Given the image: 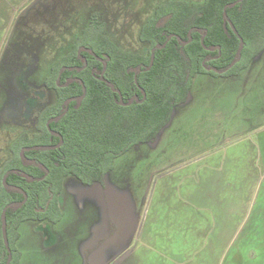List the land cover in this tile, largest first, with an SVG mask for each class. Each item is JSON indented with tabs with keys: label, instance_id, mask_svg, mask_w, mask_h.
<instances>
[{
	"label": "rangeland",
	"instance_id": "rangeland-1",
	"mask_svg": "<svg viewBox=\"0 0 264 264\" xmlns=\"http://www.w3.org/2000/svg\"><path fill=\"white\" fill-rule=\"evenodd\" d=\"M164 1L0 0V164L16 135L34 128L35 118L22 121L38 102L55 101L41 81L90 22L101 24L121 50L145 52L139 30ZM42 39L45 47H33ZM241 73L258 76L264 87V56ZM192 85L156 139L116 157L101 182L63 179L59 218L20 224L19 241L12 242L17 264L198 262L210 244L202 237L213 232L216 205L213 197L198 199L192 191L207 181L214 188L216 172L233 170L237 155L247 159L252 149L246 152L245 141L257 139L264 124V88L252 81L214 83L202 74ZM226 158L231 161L222 162ZM236 163L243 169L249 164Z\"/></svg>",
	"mask_w": 264,
	"mask_h": 264
},
{
	"label": "trees",
	"instance_id": "trees-1",
	"mask_svg": "<svg viewBox=\"0 0 264 264\" xmlns=\"http://www.w3.org/2000/svg\"><path fill=\"white\" fill-rule=\"evenodd\" d=\"M138 38L145 52L123 51L101 24L90 22L53 63L45 86L54 90L55 101L38 112L33 134L16 136L10 156L0 164V264L8 257L1 233L3 208L7 206L11 264H17L12 242L18 240L19 225L59 218L57 198L65 177L75 176L84 184L101 182L116 157L156 139L174 108L185 102L197 74H237L262 52L264 0H167L157 5ZM241 41L240 58L231 65ZM211 67L226 70L218 73ZM68 97L75 98L67 112L49 124L62 144L44 149L60 140L46 121L64 111ZM34 145L40 147L20 154ZM6 173L9 188L2 183ZM28 175L42 179L30 181ZM25 196L22 205L15 204Z\"/></svg>",
	"mask_w": 264,
	"mask_h": 264
},
{
	"label": "crops",
	"instance_id": "crops-1",
	"mask_svg": "<svg viewBox=\"0 0 264 264\" xmlns=\"http://www.w3.org/2000/svg\"><path fill=\"white\" fill-rule=\"evenodd\" d=\"M41 30L40 32H44L46 29L43 27ZM32 45L45 47L46 42L42 39ZM260 56H264V49L249 65L234 75L213 76L206 73L202 75L206 80L214 83L227 82V80L258 82L259 85L256 87L262 89L264 87L258 76L241 73L243 70H250L252 63ZM58 57L56 56V59ZM45 79L46 77L41 82L43 83ZM260 129L264 132V124ZM262 132L255 134L257 139L247 143L245 141L246 152H250L249 148L252 149L246 160L239 155L233 158L232 161H235L231 168L233 170H228L231 176L227 170L217 171L214 188L210 187L207 181L208 186L198 187L192 191L193 197L198 195V199L201 195L213 197L216 210L215 215H211L214 227L212 234L209 235L211 238L207 235L202 237L203 240L208 239L210 242L207 251L198 253V262L191 260L185 264H264V135ZM225 161L231 159L222 160ZM237 161L248 162V167L239 168ZM189 210L184 205L186 215H190ZM185 225L187 226L186 223Z\"/></svg>",
	"mask_w": 264,
	"mask_h": 264
},
{
	"label": "water",
	"instance_id": "water-1",
	"mask_svg": "<svg viewBox=\"0 0 264 264\" xmlns=\"http://www.w3.org/2000/svg\"><path fill=\"white\" fill-rule=\"evenodd\" d=\"M223 12H224V14H225V10H224ZM242 46H243V42L241 41V42H240V47H239V49H238L239 54H238V56L236 57V59L231 63V65H233L237 60H239V58H240V52H241ZM211 69L214 70V71H216V72H218V73H223V72L226 70V69L218 70L216 67H211ZM102 80H104V79L102 78ZM104 81H105V80H104ZM116 91H117L118 93H120L119 90H116ZM84 95H85V88H83V93L79 96V99H82V98L84 97ZM120 98H121V96H120ZM72 99H74V97L67 98V99L64 101V102H65V109H64V111H63L62 113H60L59 115H56V116H53V117L49 118V119L47 120V122H46V127L48 128V130H49L52 134L58 135V136L60 137V141H59L57 144H55V145H52V146H43L42 148H44V149L57 148V147H59V146L62 144V137L60 136L59 133H57V132L51 130L49 124H50L51 121L57 120L58 118H60L61 116H63V115L65 114V112H66L67 109H68V103H69V101H71ZM121 101H122V100H121ZM121 103H122V102H121ZM38 147H40V146H39V145H35V146H30V147H23V148L20 150V154L23 155V152H24L25 149L32 150V149H36V148H38ZM6 175H7V173L3 176V178H2V183H3V185H4L6 188H8L10 185H8V184L6 183V181H5V177H6ZM29 178H30V180H32V181H34V180H39V179L34 178V177H29ZM25 200H26V197L24 198L23 201H21V202H16V204L21 205L22 203H24ZM6 207H7V206H5V207L3 208V210H2V212H1V232H2V238H3L4 245H5V247H6L7 251H8V257H7V260H6V264H10V261H11V257H12V255H11V251H10V248H9V245H8V239H7L6 228H5V226H6V214H5V213H6Z\"/></svg>",
	"mask_w": 264,
	"mask_h": 264
},
{
	"label": "flooded vegetation",
	"instance_id": "flooded-vegetation-1",
	"mask_svg": "<svg viewBox=\"0 0 264 264\" xmlns=\"http://www.w3.org/2000/svg\"><path fill=\"white\" fill-rule=\"evenodd\" d=\"M60 44H61V43H60ZM144 45H145V44H144ZM70 47H71V46H70ZM70 47L66 48V50L70 49ZM144 48H146V47H144ZM78 50H80V47L78 48ZM142 52H143V51H142ZM58 58H59V57H58ZM58 58H57V59H58ZM46 78H47V76H46ZM45 81H46V79H45ZM45 81H44L43 83H41V84L43 85V88H44V90H45V92H46V91L48 90V88H46V86H45ZM103 81H104V80H103ZM105 82H106V80H105ZM50 90L54 91L53 89H50ZM54 94H55V93H54ZM19 97H20V96H19ZM22 97H25L24 94H22ZM54 97H55V96H54ZM25 98H26V97H25ZM68 98H70V97H68ZM74 98H75V97H74ZM77 98L79 99V96H78ZM26 99H27V98H26ZM65 100H66V99H65ZM72 100H73V99H72ZM72 100H71V101H72ZM79 100H81V99H79ZM51 102H52V101L48 102V104H50ZM69 102H70V101H69ZM120 102H122V101H121V98H120ZM39 103H40V104H39ZM42 103H43L42 101L38 102L37 105H39V106H36L37 108L34 109V111L32 112V115L30 116V119H29V120H28V119L23 120L22 122H29V121L32 119V117L35 118V120H36V117H37V115H38V112L44 107V106H42ZM121 104H124V103L122 102ZM46 105H47V103H46ZM64 109H65V108H64ZM67 110H68V109H67ZM66 112H67V111H66ZM66 112H65V113H66ZM55 116H56V115H55ZM50 118H51V117H50ZM35 120H34V121H35ZM47 120H48V119H47ZM46 122H47V121H46ZM47 129H48V128H47ZM35 130H36V129H35V125H34V128H32L31 131H27V130H23V131L27 132L28 134H33V133L35 132ZM23 131H21L20 133H22ZM49 132H50V131H49ZM20 133H18L16 136H18ZM50 133H51V132H50ZM57 133H58V132H57ZM54 135H55V134H54ZM57 136H58V135H57ZM15 138H16V137H15ZM15 138H14V139H15ZM59 138H60V137H59ZM14 139H13V141H14ZM59 141H60V140H59ZM9 146H10V145H9ZM34 146H35V145H34ZM49 146H52V145H49ZM28 147H30V146H28ZM38 148H39V147H38ZM28 150H29V149H28ZM9 156H10V153H9ZM9 156H8V157H9ZM8 157H7V158H8ZM7 158H6V159H7ZM6 159H5V160H6ZM5 160H4V161H5ZM2 163H3V162H2ZM29 177H33V176L28 175V178H29ZM34 178H36V177H34ZM29 179H30V178H29ZM37 179L40 180V179H42V177H41V178H37ZM30 181H32V180H30ZM34 181H35V180H34ZM8 185H9V184H8ZM9 187H11V185H10ZM9 187H8V188H9ZM17 188H18V187H17ZM25 197H26V196H25ZM23 200H24V199H23ZM23 200H22V201H23ZM20 202H21V201H20ZM24 202H25V201H24ZM15 204H16V202H15ZM22 204H23V203H22ZM22 204H21V205H22ZM17 205H18V204H17ZM6 208H7V207H6ZM26 221H29V220H26ZM19 226H20V225H19ZM18 228H19V227H18ZM1 233H2V232H1ZM18 233H19V231H18ZM6 234H7V233H6ZM19 237H20V234H19ZM19 237H18V239H19ZM7 239H8V237H7ZM17 241H19V240H17ZM17 241H16V242H17ZM8 243H9V242H8ZM8 245H9V244H8ZM4 246H5V245H4ZM5 248H6V247H5ZM6 250H7V249H6ZM10 251H11V250H10ZM7 252H8V251H7ZM11 255H12V254H11ZM6 260H7V259H6ZM5 264H6V263H5Z\"/></svg>",
	"mask_w": 264,
	"mask_h": 264
}]
</instances>
